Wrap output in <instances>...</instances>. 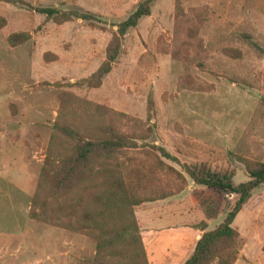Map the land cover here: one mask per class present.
<instances>
[{"label": "rangeland", "instance_id": "obj_1", "mask_svg": "<svg viewBox=\"0 0 264 264\" xmlns=\"http://www.w3.org/2000/svg\"><path fill=\"white\" fill-rule=\"evenodd\" d=\"M139 1L0 2V264H140L121 244L95 255L100 233L105 238L118 226L114 214L76 229L52 222L75 220L71 213L102 191L107 172L71 193L49 195L47 175L82 140L127 138L129 147L96 166L144 196L182 191L199 206L198 197L217 212L214 225L236 195L194 184L183 166L237 184L247 177L235 156L264 163V0H156L120 39L99 86L79 85L103 61L114 25ZM35 8L70 19L55 23ZM18 32L28 39L9 46L6 37ZM34 197L40 207L31 205ZM131 218L136 222L133 213L119 220Z\"/></svg>", "mask_w": 264, "mask_h": 264}, {"label": "trees", "instance_id": "obj_2", "mask_svg": "<svg viewBox=\"0 0 264 264\" xmlns=\"http://www.w3.org/2000/svg\"><path fill=\"white\" fill-rule=\"evenodd\" d=\"M155 1H139L133 11L124 20L114 25L115 30L111 32V37L104 49L103 61L87 78L80 80L78 82L79 85L84 84L88 88L99 86L102 76L109 71L110 64L119 53L120 39L128 29L135 27L140 18L149 15L150 7ZM0 2L16 4L20 3V0H0ZM34 11L44 15L45 19H51L55 23H62L70 19L69 15L58 16L59 13L52 8H35ZM73 17L82 20H90L92 18L90 14H73ZM3 25L4 20L0 18V28ZM28 37L29 34L25 32L11 33L6 37V41L12 47L22 44ZM61 132L67 137H72L74 133L65 127L61 128ZM129 144L130 142L127 138L117 134H111V138L103 137L96 141L82 140L67 155L57 161L54 172L50 176L47 175L49 195L53 198L58 195L71 193L79 187L84 179L95 173L107 172V176L105 177L102 191L91 193L90 197L86 198V205L81 207L80 213H71L76 217L75 220L63 223L58 218L53 217L52 222L65 228L76 229L78 227L75 224L79 222L86 221L95 224L96 220L104 215L114 214L118 218V226L115 229H110L107 234L108 236L105 238L100 233L99 239L95 244V255L98 256V253H100L105 245L121 244L122 246H127V250L131 251L133 260L138 261L140 264H147L137 232L136 222L133 218H131V221H121L119 217L128 214L132 215L131 207L134 205L162 198L173 193L144 196L136 191L135 185L131 182H126L117 172L96 166L98 159H110L122 148L129 147ZM157 151L162 158L170 159V156L163 149L159 148ZM235 159L242 165L247 177L246 180L237 184H232L225 174L210 172L204 167L194 169L183 166V170L194 184L212 191L217 196L235 194L236 199L216 225L211 229L202 231L196 239L190 254L182 264H209L214 258H216L219 264H232L237 246L241 243V238L236 230L231 227V221L235 213L249 197L251 191L264 183V163L254 162L240 156H235ZM45 160L48 162V159ZM84 201L85 199L82 198L81 205ZM197 201L205 218H214L216 216L217 212L209 210L198 197ZM31 205L39 206L36 197L33 198ZM30 216L38 217L33 211H31ZM197 226L203 228L204 223L201 221ZM129 230H132V233ZM104 233L106 234V231ZM262 250L264 251V245L262 246Z\"/></svg>", "mask_w": 264, "mask_h": 264}, {"label": "crops", "instance_id": "obj_3", "mask_svg": "<svg viewBox=\"0 0 264 264\" xmlns=\"http://www.w3.org/2000/svg\"><path fill=\"white\" fill-rule=\"evenodd\" d=\"M182 191L133 207L147 264H182L202 231L214 226ZM204 227L197 226L199 222ZM231 227L241 238L232 264H264V183L254 188L235 213Z\"/></svg>", "mask_w": 264, "mask_h": 264}]
</instances>
